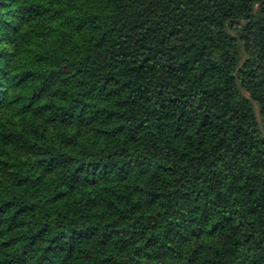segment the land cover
I'll list each match as a JSON object with an SVG mask.
<instances>
[{
    "label": "clouds",
    "instance_id": "obj_1",
    "mask_svg": "<svg viewBox=\"0 0 264 264\" xmlns=\"http://www.w3.org/2000/svg\"><path fill=\"white\" fill-rule=\"evenodd\" d=\"M2 2L0 264H264V0Z\"/></svg>",
    "mask_w": 264,
    "mask_h": 264
},
{
    "label": "trees",
    "instance_id": "obj_2",
    "mask_svg": "<svg viewBox=\"0 0 264 264\" xmlns=\"http://www.w3.org/2000/svg\"><path fill=\"white\" fill-rule=\"evenodd\" d=\"M7 6H8V5H7L6 3H3L2 0H0V7H7ZM233 23L236 24V23H238V22H235V21H234ZM4 26H5V27H10L11 25L8 24L7 21H5V22H4ZM247 27H250V25H248ZM232 39L234 40L235 37L233 36ZM3 55H4V54L0 53V56H3ZM5 210H6L5 207H0V214L4 213ZM20 211H24V209L22 208V209H20Z\"/></svg>",
    "mask_w": 264,
    "mask_h": 264
}]
</instances>
